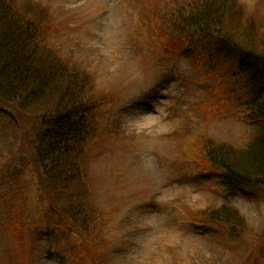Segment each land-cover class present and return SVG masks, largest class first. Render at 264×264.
<instances>
[{
  "label": "rangeland",
  "instance_id": "rangeland-1",
  "mask_svg": "<svg viewBox=\"0 0 264 264\" xmlns=\"http://www.w3.org/2000/svg\"><path fill=\"white\" fill-rule=\"evenodd\" d=\"M181 1L14 0V4L31 13L44 10L52 27L45 38L48 48L69 60L77 73L95 75L100 109L92 118L95 126L89 139L100 127L104 137L90 162L93 203L100 210L118 209L108 216L109 263L264 264V191L228 196L215 173L192 171L198 165L190 152H184L188 141L201 136L243 145L252 129L236 112L230 115L238 119L218 115L205 123L199 105L216 102L218 71L204 72L192 52L163 54V41L151 38L148 21L155 19L168 29ZM238 3L258 20L264 18V0ZM196 8L191 7L187 16ZM38 112L41 109L23 111L0 99V264H60V259H67L64 251L75 243L72 234L56 226L61 237L49 228L47 235L42 233L49 211L53 219L60 221V215L38 181L44 184L33 150ZM25 198L26 215L20 217L30 222L23 223L27 228L22 247L12 242L7 226H12L11 218ZM225 204L243 218L234 225L228 216L229 222L219 219L237 228L242 237L235 241L220 228L211 233L201 225L203 230L195 231L177 221L184 216H179L182 207L199 216L201 210H218Z\"/></svg>",
  "mask_w": 264,
  "mask_h": 264
},
{
  "label": "trees",
  "instance_id": "trees-1",
  "mask_svg": "<svg viewBox=\"0 0 264 264\" xmlns=\"http://www.w3.org/2000/svg\"><path fill=\"white\" fill-rule=\"evenodd\" d=\"M193 6L197 11L187 16ZM43 11L31 13L16 7L14 0H0V99L23 111H42L36 115L34 161L42 171L41 190L60 215V221L49 216V223L58 231L73 230L76 237L77 252L65 250L67 261L61 264H108L107 221L91 202L87 173L98 131L90 141L92 118L99 110L95 75L77 73L69 60L48 48L45 38L52 27ZM176 13L168 29L155 20L159 32L172 46L194 48L198 41L205 42L198 64L204 65V72L218 71L216 102L205 112V122L218 115L238 119L230 115L236 112L256 123L242 147L201 136L192 145L196 159L204 171L215 173L228 196L264 191V18L258 20L238 0H182ZM185 213L206 227L220 228L233 241L242 237L237 228L220 221L229 222L227 216L233 225L243 220L226 204L218 210H201L199 216ZM62 234L57 232V237Z\"/></svg>",
  "mask_w": 264,
  "mask_h": 264
}]
</instances>
